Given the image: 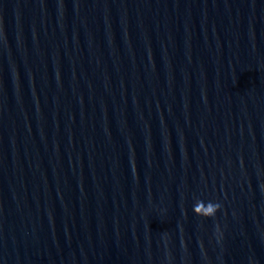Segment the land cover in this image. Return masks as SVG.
Here are the masks:
<instances>
[{
  "label": "water",
  "instance_id": "water-1",
  "mask_svg": "<svg viewBox=\"0 0 264 264\" xmlns=\"http://www.w3.org/2000/svg\"><path fill=\"white\" fill-rule=\"evenodd\" d=\"M0 264H264V0H0Z\"/></svg>",
  "mask_w": 264,
  "mask_h": 264
}]
</instances>
